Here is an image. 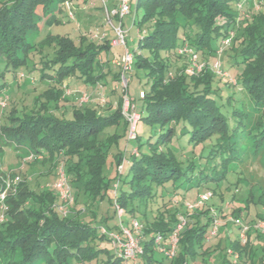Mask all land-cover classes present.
I'll use <instances>...</instances> for the list:
<instances>
[{
    "label": "trees",
    "instance_id": "obj_1",
    "mask_svg": "<svg viewBox=\"0 0 264 264\" xmlns=\"http://www.w3.org/2000/svg\"><path fill=\"white\" fill-rule=\"evenodd\" d=\"M74 1L0 0V144L4 150L13 148L19 159L21 155L41 156L25 164L62 166L73 198L72 204L64 206L71 209L69 214H63L56 209V190L19 182L15 195L11 191L5 200L0 264H131L119 258L107 235L100 232L104 227L118 230L119 221L125 227L132 221L141 226L138 264L209 263L220 244L209 246L213 221L209 207L193 208L189 215L170 211L169 203L156 199V188L217 190L241 159L244 141L251 140L252 150L263 149V0H136L135 12L141 13L132 26L141 36L138 46L129 50L133 64L126 92L140 119L128 148L120 146L121 140L127 141V124L121 114L123 92L118 86L120 69L108 59L113 30L107 29L112 34L102 33V38L89 36L85 29L75 37L48 32L39 39L41 19L62 12ZM255 1L259 9L248 14ZM226 38L230 45L225 48ZM220 49L225 76L209 68ZM192 56L203 64L201 74L188 72ZM24 69L37 72L45 87L35 96L36 87L28 82L29 105H8L9 84ZM68 79L86 88L76 92L78 99L65 96ZM108 81L117 83L110 92L118 96L117 107L107 100L109 95L99 94ZM141 82L149 85L148 91L131 94L130 86ZM243 92L262 113L261 121L249 130L240 100ZM83 94L88 101H98L97 96L106 99L104 113L81 102ZM184 139L201 146L204 161L196 165L179 160L172 148L176 141L185 143ZM107 164L111 173L106 177ZM13 174L8 170V175ZM229 193L233 219L240 220L242 213L247 217L250 206L260 209L257 219H264V203L259 198L248 193L238 203L234 192ZM114 203L123 210L120 220ZM105 204L113 210L112 216L96 220ZM182 215L187 221L177 233L178 251L167 259L158 252L155 239L166 240ZM258 234L257 241L261 239ZM253 245L248 238L243 245L232 244L220 264H232L229 255L233 252L238 253L237 264H264V254L257 257Z\"/></svg>",
    "mask_w": 264,
    "mask_h": 264
},
{
    "label": "rangeland",
    "instance_id": "obj_2",
    "mask_svg": "<svg viewBox=\"0 0 264 264\" xmlns=\"http://www.w3.org/2000/svg\"><path fill=\"white\" fill-rule=\"evenodd\" d=\"M117 0H106L104 3L106 4V8L111 13V10L116 6ZM262 2V0H259ZM130 7H131V14L123 18L122 22L129 21L132 19V17L137 18V16H140V11L137 13L134 9V4L136 0H128ZM258 2V0H257ZM257 2H253L251 6V10L246 11L248 14H252L253 12H257L259 9V6ZM264 2V0H263ZM113 5V6H112ZM73 13V19H71L68 16V9L71 10ZM66 9V10H65ZM103 4L100 0H76L72 2V4L65 5V8L62 12L54 13L51 16L46 17V19H41L39 23L40 32L41 35L39 39H42L48 32L52 35H68L71 37H75V34L79 32H83V30H88L86 33L91 36L94 32L102 33L103 30H110L111 26L108 23L105 14L102 11ZM38 13H40L39 9L36 10ZM252 11V12H251ZM246 12L245 15L247 14ZM68 16V17H67ZM112 24H117V21L112 18ZM57 20V21H56ZM131 25V24H130ZM112 36V35H111ZM141 35H138L136 32L135 26H129L128 28V34L126 39V47L128 50H132L138 46L139 38ZM113 49L110 50L109 54H119L123 52L122 47H112ZM229 53V52H228ZM118 56V57H119ZM104 59L106 58V55L104 54ZM202 70L199 71L196 75L201 74ZM21 73L23 75L21 76ZM8 78H11L10 74L7 75ZM111 77V76H110ZM35 78V79H33ZM71 80V79H70ZM71 81H74L73 79ZM31 82L32 86L36 87L35 91H32V94L36 96V94L41 93L43 91L41 85L42 82L39 81L38 73H27V70H21L14 74V79L9 84L10 87L8 89V105H15L14 103H18L20 106L21 104L29 105V100L31 99V90L27 91L26 89V83ZM103 82V81H102ZM78 84V90L86 89L81 86V82L77 81ZM117 86V83L108 81L104 87L100 88L99 94L101 96H104L106 98L107 95L110 96L109 102L112 105V107H117V100L118 96L115 93H110L111 90H114ZM129 81L126 84L125 93L127 94L126 90L128 89ZM65 88V96H67L72 91H76L75 88H68L66 85ZM149 89V85L144 84L141 82L140 84H132L129 88V92L135 96L138 95V92L140 90H145L146 92ZM86 92H90V90H84ZM78 94V93H77ZM74 95V94H73ZM128 95V94H127ZM240 100L243 104V111L246 113V128L249 130L251 128H254L256 124H258L261 121V111L258 108H255L253 106V103L248 98V94L244 93L240 94ZM72 98V97H71ZM98 101L94 98L87 102V100L83 99V103L86 105L93 106L94 108H98L101 113H104L107 106V102L105 103L106 99H103V105L99 100L100 96H97ZM78 99V98H77ZM102 100V99H101ZM106 100V101H107ZM31 102V101H30ZM99 104H98V103ZM3 104V103H2ZM31 104V103H30ZM76 104V103H75ZM78 106H80V100L79 103H77ZM140 104L139 101H136V105L138 106ZM122 127V124L121 126ZM109 132V131H108ZM127 135V133H126ZM180 143L175 142V145H173V151L176 152L178 155L180 161L184 162L190 161L195 162L196 165H198L200 162L204 161L205 157L202 156L203 151H201V146L197 145H191L186 143ZM245 143L241 148L243 149L244 153L242 154V157L239 161H237V165L234 168L231 167L229 169V172L227 173V180L226 182H222L220 184V188L217 190H212L213 188H210L209 191L213 194L212 198L206 203V205L209 207V217H212L216 219L218 222L217 227V233L214 237H210L208 239L209 245H215L217 243L219 244L218 250L214 253V256H212L207 264H220L222 255L224 253L230 252V247L234 243H239L241 245L245 244L247 238L248 241L251 243H255L253 245V252L256 254L257 257H262L264 252V219L259 220L255 217V214L260 210L258 207L250 206L248 216L244 217V213L241 215V221L240 225L235 224L233 221H230L231 218V208L229 207V198L230 194L229 192H234L235 194V201H238V203H242L247 197L248 193L253 194L255 197L254 199H258L264 203V147L260 151L252 150L253 147L251 140L247 139L244 141ZM121 148L123 147H131L133 145V141H120ZM185 144V146L183 145ZM3 146L0 144V172L3 174L0 175V181H2L6 175L8 174V170H12V174L16 173L21 178V181H27L30 185V187L34 188L36 184L38 186H42L44 188H49L52 191L55 190L54 184L56 183V179L58 178V170L57 167H53L52 164H25L21 168V160L24 159L27 156L21 155V159L18 158V155L15 153L13 148H9L7 150L2 149ZM114 151L113 149L110 151L112 153ZM121 164L117 167L118 171L120 169ZM111 167L109 164H107L103 170L104 175L107 177L111 173ZM235 170V171H234ZM17 187L15 186L14 191L12 194L15 195L17 192ZM187 188V187H186ZM184 187H180L178 189L174 188L171 185H164V187L156 188L157 193V200L159 203L161 201L169 203L170 205L167 206L169 209L175 210L178 209L182 212H186L187 215L192 214L193 211H190L187 209V205H193L197 202L198 196L201 195V193H204V191L207 188H191L189 190H186ZM176 189V190H175ZM186 190V191H185ZM58 194V193H57ZM57 201V207L56 209L59 212L66 211L68 213L69 210H71L69 207L66 209H63L66 205L63 201H61L60 196L58 195ZM173 202V203H172ZM116 210V207L113 206ZM119 207V206H118ZM206 207V208H207ZM75 211V210H74ZM113 210L109 207L103 206V210L99 211L95 217L96 220H101V217H110L112 216ZM69 214V213H68ZM116 214V213H115ZM244 217V218H243ZM116 227H118V221L116 220ZM108 223H112V218L108 219ZM124 226V224H123ZM105 228V227H104ZM243 228H246L245 239L240 238V232ZM106 229V228H105ZM211 229V227H210ZM119 232V229L114 231ZM257 233L258 236L261 237V239H258L257 241ZM134 236H140L141 232L139 234H133ZM216 237V238H215ZM214 239V240H213ZM109 246L112 248L111 242L109 243ZM113 249V248H112ZM178 251V249H177ZM232 253V252H231ZM237 255L238 253L233 252L232 255H229V259L232 262V264H237ZM122 259V258H121ZM198 260H200L198 258ZM198 264H202L200 261Z\"/></svg>",
    "mask_w": 264,
    "mask_h": 264
},
{
    "label": "built area",
    "instance_id": "obj_3",
    "mask_svg": "<svg viewBox=\"0 0 264 264\" xmlns=\"http://www.w3.org/2000/svg\"><path fill=\"white\" fill-rule=\"evenodd\" d=\"M103 4V11L108 21V23L111 26V29L114 33V38L111 40L110 45L112 47H122L123 52L121 56L118 58L113 59L112 64L119 67L120 73H119V88L123 92L122 97V104H121V114L127 124V140L131 141L135 139V132H136V126L138 124V121L140 119V115L136 113L135 107L132 103V99L125 93L126 84L129 81V76L132 72V64H133V56L131 52L126 47V39L128 34V29H124L122 25V20L124 17L131 14V7L128 2V0H117V6L114 11L111 13L106 8V4L104 3L106 0H100ZM68 5V4H66ZM68 16L73 19V13L71 10L68 9ZM111 16L117 17L118 24L114 26L112 24ZM134 17H132L131 26L133 25ZM93 38H102L103 34H99L98 32H94L92 35ZM230 45V38L224 39L222 42L223 47H228ZM222 53V49H220L216 54L217 58L209 65L210 70H212L217 76H225V74L221 71V61L220 56ZM192 67L188 70L189 73L195 74L201 71L203 69V64H200L196 62L195 56H192ZM234 83L235 81L232 80ZM140 98L143 97V94L140 92ZM88 101V96L86 94L82 95L81 102L84 100ZM102 99V100H101ZM101 103H103V98H100L99 100ZM41 158L40 155L38 157H35L34 155L30 154L27 157H25L22 160V164L32 162L34 160H39ZM122 169V166H120V169L118 172H120ZM58 172V178L56 183L53 185L55 190L58 192L61 200L66 204L70 205L73 202V198L70 193V188L68 187L66 183V178L64 175L62 166L59 165L57 168ZM21 182V178L19 175L13 174V175H6V177L2 180V189L0 190V222L3 221V215L7 210V207L5 205L6 197L11 191H14L15 186H17ZM116 187V186H115ZM212 193L210 191H205L204 193H201V195L198 196V200L193 205H187V209L192 211L193 208H197L200 206L205 205L211 198ZM114 206L116 207V216L120 220V218L123 215V210L118 207L114 203ZM64 209V208H63ZM63 214H65V211H62ZM186 217L183 215L179 218V223L177 224L175 230L173 233L168 236L166 240H163L161 236H157L155 239V244L157 246L158 252L163 255L167 259H172L175 257L178 249V238L177 233L178 231L186 225ZM230 221H233L235 224L240 225V220H235L233 218L230 219ZM217 227L218 222L216 219L213 218L210 233L208 234L209 237H214L217 233ZM102 234L107 235L109 238L112 247L115 250V253L118 254L119 258H122L123 260L129 261L131 264H138L137 258L139 254H141V246H140V240L138 236H134L133 234H139L141 232V226L136 222L132 221L129 227H125L121 225V222L119 221V232L114 231H107L104 228L100 230ZM246 228H243L241 230L240 238L245 239V233Z\"/></svg>",
    "mask_w": 264,
    "mask_h": 264
},
{
    "label": "crops",
    "instance_id": "obj_4",
    "mask_svg": "<svg viewBox=\"0 0 264 264\" xmlns=\"http://www.w3.org/2000/svg\"><path fill=\"white\" fill-rule=\"evenodd\" d=\"M114 2H115V0H114ZM113 6V5H112ZM116 6H117V4H116ZM116 6H114V8L111 10V12L112 11H114L115 9H116ZM125 18V17H124ZM116 20V19H115ZM117 21V24H118V20H116ZM131 22H132V19H130L129 21H126L125 23L124 22H122V25H123V28L124 29H128L129 28V26H131L130 24H131ZM117 24H115L114 26H116ZM99 33V32H98ZM102 33H108V34H112V32H109L107 29L106 30H103L102 31ZM102 33H99V34H102ZM111 36V35H110ZM113 36V35H112ZM113 49V48H112ZM120 54H122V53H120ZM119 54H108V59L111 61V63H112V61H113V59H115V58H118L119 59V57L121 56H119ZM115 67V66H114ZM68 86V88H75L76 87V91H72L71 90V93H69L68 95H67V98H77V94H76V92H80V91H82V90H78V84L76 83V82H74V81H71L70 79H68L66 82H65V86ZM74 94V95H73ZM214 240V239H213ZM209 246H213L212 244H210ZM214 256V255H213ZM211 264H213L212 262H210Z\"/></svg>",
    "mask_w": 264,
    "mask_h": 264
}]
</instances>
